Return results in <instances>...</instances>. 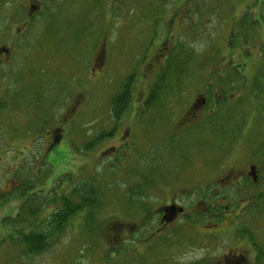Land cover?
<instances>
[{"label": "rangeland", "instance_id": "obj_1", "mask_svg": "<svg viewBox=\"0 0 264 264\" xmlns=\"http://www.w3.org/2000/svg\"><path fill=\"white\" fill-rule=\"evenodd\" d=\"M43 1L30 0L33 5H42ZM179 1L175 5L171 1L164 5L157 27L153 22L155 18L148 19L150 10L157 7L155 0H60L54 6V17L49 10L45 14L42 9L43 23L33 19L23 32L24 26L20 25L24 12L31 9L29 0H0V48L9 49L11 55L8 69H3L8 71L9 84L0 93V181L10 178V186L3 182L0 190L11 189L14 180L39 177L38 170L50 171L42 187L48 194L54 182L64 175L86 180L92 176L98 180L96 184L101 194L97 192L101 201L98 222H102L103 217L110 220L100 224L98 232L86 235L83 218L77 215L61 237L50 240L46 252L24 258L18 249L10 247L8 230L1 224V219L14 215L19 205L18 200L8 202L0 206V264H190L197 261L232 264L234 259L229 253H244L243 263L252 264V247L234 238V227L239 224L233 217L225 218L215 227L205 223L190 225L181 221L184 215L179 218L175 215L173 221L163 223L159 222V209L175 202L190 213L191 201L202 209L193 191L199 183H218L224 174L236 173L235 168L242 169L245 161L259 164L253 192L264 190V160L256 161L249 156L256 150L264 155V98L256 107V101L247 103L246 94L235 92L231 99L234 106L240 104L235 115L243 117L242 131L237 132L235 126L237 136L226 137L216 150L204 152L207 157L220 155L219 162H215L217 157L205 162L201 153L199 157L193 151L194 144L189 140L187 160L166 158L162 166L165 178L159 185L143 189L145 203L149 206H145L149 211L147 219L139 221L142 214L138 203L134 202L131 208L127 206L128 189L137 185L130 173L145 165L138 166L135 162L147 159L150 148L162 139L161 124L177 130L182 108L202 91L205 83L192 81L189 91H194L184 96L168 122L152 120L151 111L138 117L137 108L160 66L159 51L169 47L167 44L172 43L178 30L190 24L191 17L199 19L193 31L184 33L185 43H190L196 52L214 50L213 60H218L220 67L211 61L209 68L217 67L221 73L224 68L242 63V73L249 82L256 76V70L260 72L258 66L264 62V18H260L264 11L263 15L259 12L264 0H204L207 4L201 5L200 14L191 11L186 24L181 22ZM249 12L251 19L258 20V27L251 30L252 37L243 45L237 33L238 25L243 14ZM260 53H263L261 60L258 59ZM203 58L200 56L199 60ZM205 63L196 69V74L207 77L203 72ZM130 74L135 75L131 106L119 121L113 137L83 153V142L92 140L96 132L113 127L110 99ZM244 104L247 106L243 107ZM237 122L236 118L234 125ZM52 131L56 142L45 136ZM43 134L44 138L39 137ZM208 140L212 143L217 138ZM46 149L50 152L45 153L42 162L47 160L53 167L39 161ZM7 161L10 163L5 174ZM104 170V175H98ZM217 188L219 186L214 189ZM239 193L242 199L251 201L245 191ZM252 216L248 219L254 220L250 228L256 242L264 249V220H252ZM173 234L178 236L171 238ZM110 249L120 253L116 257L113 252L106 254Z\"/></svg>", "mask_w": 264, "mask_h": 264}, {"label": "trees", "instance_id": "obj_2", "mask_svg": "<svg viewBox=\"0 0 264 264\" xmlns=\"http://www.w3.org/2000/svg\"><path fill=\"white\" fill-rule=\"evenodd\" d=\"M45 1L46 0L43 1L44 4L42 3L43 8L34 13L28 21V24L24 26L23 32L24 30H28L27 26H29V24L31 26L33 19H36L37 22L43 23V19L41 18L42 9H44L45 14L46 11L49 10V13H52V17H54V6L60 2V0H56L55 2L54 0H50L49 3L46 4ZM170 1L175 5L174 3L177 0H155L157 7H154L153 9L151 8L153 11L150 10L149 13L151 14L148 19L155 18L153 22L157 24V27L159 26L158 22L162 19L160 15L164 12V5ZM179 2V6H182V23H185L190 19L189 13L191 11L200 14L201 5L207 4L204 0H180ZM149 4H151V2ZM263 11L264 2L259 10L260 14H262ZM24 16L25 12L22 15V18ZM251 17L252 16L249 12L243 14L240 18L237 33L241 36V42L243 45H247V40L252 37L251 30L258 27V20L251 19ZM260 18L262 19L264 16H260ZM198 21L199 19L196 17H191V23L188 25L185 23L186 27L184 26L185 28L178 30L173 41L171 40L172 43L167 44L169 47H163V49L159 51L158 59L160 61V66L137 108L138 117L147 111H151L154 115L152 120L158 119L162 121L166 120L168 122L171 119L169 117L172 116L176 107H178L183 101L184 96L191 94V91H194V89L189 91L192 87V81L205 82L201 88L206 103L202 117L194 119L196 121L198 119L195 124L188 123L187 125L185 124L186 126L178 125L176 131H172L171 126L168 124H161L159 129L161 133L164 134L162 139L159 138L157 144L155 143V145L150 148L147 159L143 158L139 162H135L138 166L144 163L145 165H143L144 167H141L140 170L133 169L131 171L132 173H130L131 179L137 180V185L134 184V186H131L128 189L129 196L127 197V206L128 208H131L134 202L139 204L138 208H140V214H142L139 221H141L142 218L147 219L149 212L147 209V207H149L148 203H145L146 199L145 196H143V189L148 188L149 186L153 187L159 185L163 178H165L163 177L164 173L162 166L164 165L166 158L173 160L174 158H177L178 160L186 161V154L188 151L186 148L189 145L187 141L189 142L190 140V142L194 144L193 151H195L199 157H202L201 155H203L202 158L205 162H210V158L217 157L215 162L218 163V157H220V155L207 157L204 156V152L206 153L211 150H216L218 147L217 145H220L219 142L221 140L226 137L237 136L234 131L237 129V132H241L244 126L243 117H237L235 115L240 104L237 103L236 105L238 106L233 105V100L231 99L233 94H235V92L243 95L246 94L247 103H249L248 101H256V107H259L261 100L264 98V62L259 65L258 61V70H260V72L256 70L254 72L256 76L248 82L246 76L242 73V63L224 68L222 69L223 73H221V71L216 69L217 67H214V69L209 68L213 63L219 65L218 68L220 67L218 60H213L214 54L212 53L214 50H207L206 52L208 53L196 52L192 50L190 43L189 45L185 43L186 39L183 37H186V34L184 33L191 29L193 31ZM44 22H46V18ZM20 26H22V24ZM78 34L79 33H77V35ZM152 38L151 40L153 41ZM150 44L152 46L151 41ZM208 48L211 49L212 47L210 46ZM259 55L258 59L261 60L263 53H260ZM200 56H203L204 58L199 60ZM203 62H206V68L204 67L206 71L203 72L207 77L196 74V72H198L196 69H198V67L202 68L201 63ZM10 73L11 72H9V75ZM134 81L135 75L130 74L119 84L116 93L111 96L109 105L110 117L111 120L114 121L113 127L109 131L101 130V132H96L92 140L83 142L81 149L83 150V153L92 150L102 141L113 137L119 121L131 106ZM245 106H247V104H244L243 107ZM182 109L183 112L185 108ZM183 117L182 113L180 119H183ZM236 118L238 122L234 125V120ZM149 125L152 126L153 124ZM235 126H237L236 129L234 128ZM208 138H217V141L210 143ZM163 154L165 155V160H162ZM250 157L253 159L256 158V161L261 159L264 160V155H260L257 150L252 151ZM42 164L53 167V165L47 162V160L43 161ZM172 169L174 170L175 168ZM37 173L39 177H36L35 179L31 177L22 180H14L11 189L9 188L7 191H0V206L14 200L19 201L15 214L3 217L1 219V224L8 230L6 235L10 242V247L18 249V253L22 257L31 258L46 252L50 247V240L53 239L56 241L58 237H61L70 220L77 215H81L83 218L86 235L98 232L100 224L104 225V223L106 224L110 221L107 217H103V221L98 222V219L100 218L98 215L101 213V201L99 200L100 197L97 196V192L99 194L100 192L96 184L98 183V180L95 177L89 176L88 180H86L85 178L75 179L73 177L71 178V175H64L59 178L56 183L54 182L48 194L42 187L45 178L50 175V171L38 170ZM104 173H106L105 170L98 173V175L102 176ZM37 175L35 174V176ZM113 175H116V173ZM39 178L42 180L40 181ZM139 181L141 184L138 183ZM64 183L69 185L64 187ZM201 183H199L200 185H198V188L193 191L196 194L195 197L197 203H200V200H205L204 209H198L193 201H191V212H184V217L181 221L190 225H195L196 223H205L209 225L222 223L223 218L221 215V209L224 206L222 202V200H224L223 198L228 199L229 203L232 202L231 206H233V210H235L238 207V204L236 203H238L237 201L241 196H237V192H228L227 189L221 187L214 189L216 183L213 185H205ZM36 184L37 186H41V188L37 189ZM194 192H192L191 195H193ZM99 196H101V194ZM252 199H254L253 202H255V209L252 207V204H250L251 213H253L254 210L259 211L257 212L258 218L262 219V217H264V191L259 192ZM250 205L247 208L248 211H250ZM248 219L249 216L245 214L242 219L237 220L239 225L236 226L234 232L236 236L235 238L248 242L254 252V258L251 263L261 264L262 259L264 258V249L256 242L254 232L250 228L253 226L254 220L250 223ZM181 230L183 231V229ZM158 232L156 234H158ZM176 236H178V234L170 235L171 238ZM206 250L209 253L211 252L208 249ZM108 252H113L114 257L120 253L119 251L114 252L113 249L108 250L106 254H108ZM106 254L105 260L107 261L108 258ZM243 254L244 253L239 254V259H241L242 262H245V256ZM109 262L110 260L106 263ZM190 264L205 263L197 261Z\"/></svg>", "mask_w": 264, "mask_h": 264}, {"label": "flooded vegetation", "instance_id": "obj_3", "mask_svg": "<svg viewBox=\"0 0 264 264\" xmlns=\"http://www.w3.org/2000/svg\"><path fill=\"white\" fill-rule=\"evenodd\" d=\"M35 1L41 2L42 0H35ZM29 2H30V0H29ZM31 2L28 4V6H30L31 9L27 8V10L25 12V16L22 18V26H25L26 24H28V21L31 19V17L34 15V13L40 11V9H41L40 4L33 5ZM9 53H10L9 49L0 48V93L2 92V90L4 91L6 86L9 84V76L7 74L8 73V71H7L8 61H9V58H11V55H9ZM2 56L4 58L3 60H1ZM5 68H7V69L3 70ZM4 94L5 93L3 92V95ZM0 98H1V94H0ZM203 98L205 100V97L203 96L202 92H198L195 94V96L192 97L189 104L187 105V107H185V110L182 112L184 117H183V119L181 118L180 120H178V125H185V124L187 125L192 120H193L192 122H194V121L196 122V120H194V119H196L197 117L198 118L202 117L203 109H204L205 104H206L205 101L203 103ZM5 111H6V109L3 111V114L5 113ZM0 113H2V112H0ZM197 121H198V119H197ZM53 133L55 134V132H53V131L51 133L49 132V134H46L45 136L51 137V140L54 141V136H52ZM41 135L39 137H41V138L45 137L44 134H43V136H41ZM50 142L52 143V141H50ZM49 152H50V149H49V151H47V149H46L43 152L42 158L39 160L40 163H42V160L46 157L47 154H45V153H49ZM249 156H250V154H249ZM9 163L10 162H8V161L6 162V167H5L4 172H3L5 174L7 173L6 169L8 168ZM258 165L256 163L251 162V161H245L242 163V169L235 168L236 173L224 174V176L222 178H220V181L215 184L216 186L227 189L228 192H230V191L237 192V196L238 195L241 196L237 201L238 203H236V204H238V207L235 210H233V206H231L232 202L229 203L228 199L223 198L224 200H222V202H223L224 206L221 209V211H222L221 215H222L223 220L225 218H227L229 220L230 217H233L235 220V223H237V220L242 219V217H244L245 214H247L248 216L253 215L252 220H253V218H255L259 221L264 220V217H262V219L258 218L257 212H259V211L254 210L255 209V202H253L254 199H252L254 196H256L258 194V193L255 194L253 192L254 191L253 186H255L256 181H257L258 176H259L258 175L259 170L257 168ZM251 167H254L256 169L255 170L256 171V173H255L256 174V176H255L256 180H254V177L249 174ZM3 182H8L9 186H10V178H3L0 181V186ZM3 186H5V185H3ZM239 188H241L240 191H245L248 194V196H250V198H251L250 202L251 203L247 199H242L243 195H241L239 193L240 192V191H238ZM0 191H7V189L6 190H0ZM215 192H217V191H215ZM173 203H175V202H169L166 205H171ZM250 204H252V207L254 208L253 213H251V205ZM200 205L202 206V209H204L205 200H200ZM249 205H250V211H248V209H247ZM161 209H162V207L159 209V216H160L159 222H160V219L162 217ZM184 212H185V209L183 210L182 213L178 214L176 218L183 216ZM248 221H251V219ZM163 223H160V225H163ZM216 225L217 224H213L214 227ZM233 231H234V229H233ZM233 234H234V232H233ZM219 235L224 236L222 234H219ZM229 254L231 256H233V259H234L232 264H248V263H243L242 260L239 259V254H237V255L233 254V253H229Z\"/></svg>", "mask_w": 264, "mask_h": 264}, {"label": "water", "instance_id": "obj_4", "mask_svg": "<svg viewBox=\"0 0 264 264\" xmlns=\"http://www.w3.org/2000/svg\"><path fill=\"white\" fill-rule=\"evenodd\" d=\"M250 175H252L255 178L254 168H250ZM182 211V208H177L175 205H169L163 208V219L165 221H170L174 218L176 215V212L180 213Z\"/></svg>", "mask_w": 264, "mask_h": 264}]
</instances>
